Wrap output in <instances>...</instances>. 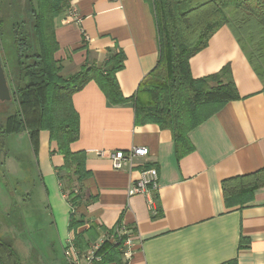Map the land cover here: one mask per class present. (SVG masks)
<instances>
[{
  "label": "crops",
  "instance_id": "1",
  "mask_svg": "<svg viewBox=\"0 0 264 264\" xmlns=\"http://www.w3.org/2000/svg\"><path fill=\"white\" fill-rule=\"evenodd\" d=\"M67 2L64 13L55 18V58L61 62L60 73L73 74L84 63H100L109 52L121 50L124 66L116 72V79L122 94L130 97L158 58L150 2ZM71 7L79 23L65 20ZM227 63L239 97L189 131L193 149L180 157L171 131L154 123L137 124L131 102L109 104L94 81L72 94L79 137L70 149L85 151V167L90 172L80 183L85 200L80 211L85 225L110 228L120 221L134 228L128 264H264V186L254 190L249 202L229 208L220 186L223 178L264 167L263 84L232 30L223 25L190 58V71L200 77ZM0 142H12V157L8 152L3 161L6 169L11 166L9 173L18 184H31L25 182L30 171H23L17 161L20 145L27 142L26 150L34 156L37 168L35 206L29 203L28 186L18 185L20 190L15 192L4 181L5 174L4 180L0 178V199L10 218L0 220V238L17 251L21 264H68L63 246L73 234L68 228L71 207L58 180L62 154L52 151L47 130L39 132L37 154L26 131L5 135ZM131 146H145L148 154L130 170L114 169L108 153ZM100 150L105 153L100 155ZM145 166H154L158 172L153 212L144 195L127 194ZM31 234L40 235V242L49 248L38 250ZM242 236L247 242L240 247Z\"/></svg>",
  "mask_w": 264,
  "mask_h": 264
},
{
  "label": "trees",
  "instance_id": "2",
  "mask_svg": "<svg viewBox=\"0 0 264 264\" xmlns=\"http://www.w3.org/2000/svg\"><path fill=\"white\" fill-rule=\"evenodd\" d=\"M148 1L155 22L158 58L130 97L122 94L116 79V72L124 66L121 50L109 52L100 63L86 62L73 74L60 73L61 62L55 58V18L64 13L67 0H25L24 16L12 23L18 75L10 82L4 69L11 98L4 101L7 111L0 112V139L26 131L37 154L39 132L48 131L52 151L63 156L58 180L71 207L68 228L73 245L84 251L101 231L109 229L114 233L116 241L101 244L97 250L101 258L95 264H124L123 241L128 234L116 233L120 221L111 229L93 223L85 225L80 211L85 203L80 183L90 172L85 167V151L70 149L79 137L72 94L94 81L109 104L131 102L137 124L154 123L171 131L180 157L193 149L189 131L239 97L228 63L200 77H193L190 71V58L207 45L220 27L226 25L232 30L264 89V0ZM4 144L0 142V151ZM220 186L226 207L242 206L252 199L255 189L264 186V167L223 178ZM125 226L134 233L131 225ZM246 242L245 237H240V247ZM0 264H21L17 251L2 238Z\"/></svg>",
  "mask_w": 264,
  "mask_h": 264
},
{
  "label": "built area",
  "instance_id": "3",
  "mask_svg": "<svg viewBox=\"0 0 264 264\" xmlns=\"http://www.w3.org/2000/svg\"><path fill=\"white\" fill-rule=\"evenodd\" d=\"M118 1V0H115ZM65 20L74 21L79 23L75 8L68 9ZM104 150H100L99 154H104ZM148 154V149L145 146H131L126 150H114L108 153L111 166L114 169L121 170L123 168L131 169L135 165L138 159L145 157ZM158 189V172L154 166H145L139 169L138 177L128 187L127 194H142L146 198V202L153 212L154 196ZM113 227V226H112ZM111 229V227H110ZM101 231L97 239L90 243L89 247L84 251H80L73 245L72 238L68 237L63 246V256L68 264H95L99 261L101 256L97 253V250L105 240L115 242L114 233L108 231ZM118 235L128 234L123 241V262L128 264V260L132 254L133 237L134 233L130 229H127L125 224L121 223L116 228Z\"/></svg>",
  "mask_w": 264,
  "mask_h": 264
},
{
  "label": "rangeland",
  "instance_id": "4",
  "mask_svg": "<svg viewBox=\"0 0 264 264\" xmlns=\"http://www.w3.org/2000/svg\"><path fill=\"white\" fill-rule=\"evenodd\" d=\"M25 6V0H0V18L2 19V25L0 27V58L3 62L4 69L6 71L7 77L12 81V79L17 80V75H18V67H17V59H16V54L14 50V45H13V33H12V23L17 20L21 19L24 16L23 8ZM79 17V16H78ZM14 103V101H12ZM8 105L4 101H0V112H6ZM10 141L12 140V137L10 136ZM17 144L19 142H16ZM27 143V142H26ZM26 143L23 144L25 146H22L20 144V148L17 150L18 153V163L21 167L24 168L23 171H30L27 174V178L25 179V182L31 183L25 184L23 182H20L19 184L17 183L18 180L10 175L9 172L13 171L11 166H8V169H6L5 162L3 159L9 152L10 157L11 154L14 152V148L12 146V142H5V144L2 147V151H0V178L1 180H4L3 174H5V180L6 183L9 185L12 191H19L20 186H28L30 189L31 193V203L32 206L36 205L35 201V191H34V180H37L36 177V169L35 168V160L34 156L32 157L29 156L28 151L26 150ZM15 191V192H16ZM5 203L0 199V220L7 222L9 221V217L6 215L5 211ZM30 237V236H28ZM32 240H34V246L40 250L43 249L45 251L46 249V244H43V241L40 242V235L37 236H32L30 237ZM29 240L31 241V239ZM49 248V247H47ZM51 252V249H50ZM49 252V253H50Z\"/></svg>",
  "mask_w": 264,
  "mask_h": 264
},
{
  "label": "water",
  "instance_id": "5",
  "mask_svg": "<svg viewBox=\"0 0 264 264\" xmlns=\"http://www.w3.org/2000/svg\"><path fill=\"white\" fill-rule=\"evenodd\" d=\"M11 98L10 89L6 79L5 71L0 58V101H8Z\"/></svg>",
  "mask_w": 264,
  "mask_h": 264
}]
</instances>
